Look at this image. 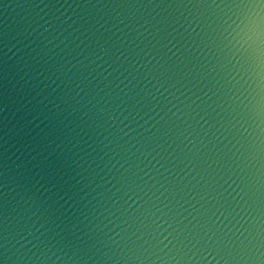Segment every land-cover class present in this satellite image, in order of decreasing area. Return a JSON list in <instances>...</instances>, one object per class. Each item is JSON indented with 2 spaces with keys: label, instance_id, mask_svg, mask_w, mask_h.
Instances as JSON below:
<instances>
[{
  "label": "water",
  "instance_id": "95a60500",
  "mask_svg": "<svg viewBox=\"0 0 264 264\" xmlns=\"http://www.w3.org/2000/svg\"><path fill=\"white\" fill-rule=\"evenodd\" d=\"M0 264H264V0H0Z\"/></svg>",
  "mask_w": 264,
  "mask_h": 264
}]
</instances>
